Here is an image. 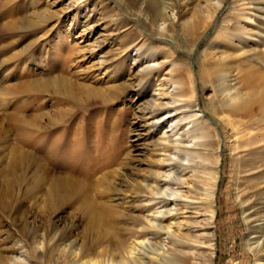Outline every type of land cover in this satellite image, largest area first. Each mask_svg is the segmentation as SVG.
<instances>
[{
    "label": "rangeland",
    "instance_id": "374dc122",
    "mask_svg": "<svg viewBox=\"0 0 264 264\" xmlns=\"http://www.w3.org/2000/svg\"><path fill=\"white\" fill-rule=\"evenodd\" d=\"M137 1L0 0V264H73L67 252L32 250L31 239L48 231L84 253L137 235L154 242L144 219L148 208L139 197L148 194L140 189L150 175L157 138L138 117L148 99L141 91L152 85L139 89L144 61L140 56L133 64V57L138 48L143 53L167 43L200 73L204 49L232 0L191 55L181 37L176 42L151 32L143 11L132 7ZM260 30L254 38L259 54L264 26ZM253 63L262 84L263 64L257 57ZM202 86L198 80L199 103L207 106L212 90ZM108 98L113 102L105 103ZM121 112L122 120H114ZM224 170L217 194L216 263L252 264L243 255L245 225L232 196L230 168ZM62 178L69 184L57 187ZM226 188L228 196L222 194Z\"/></svg>",
    "mask_w": 264,
    "mask_h": 264
},
{
    "label": "bare ground",
    "instance_id": "6f19581e",
    "mask_svg": "<svg viewBox=\"0 0 264 264\" xmlns=\"http://www.w3.org/2000/svg\"><path fill=\"white\" fill-rule=\"evenodd\" d=\"M226 1L138 0L132 7L143 11L142 20L151 32L176 42L181 37L191 55ZM192 4V13L184 18ZM262 19L264 0H232L204 49L206 61L200 73L191 59L182 61L167 43L165 49L150 45L146 52L135 51L133 64L140 56L144 61L138 70L139 89L152 85L150 91H141L148 99L138 117L157 138L151 149V172L145 177V189H140L148 194L139 197L146 202L144 219L155 234L154 242L137 235L126 242L117 240L101 252L84 253L82 247L67 244L60 234L48 231L31 239L35 253L44 255L51 247L74 256L73 264H217L221 247L216 218L221 197L217 194L228 167L232 196L240 205L245 225L243 255L252 264H264V82L253 63L257 57L264 67V40L260 54L254 40L264 26ZM11 27L6 26V31ZM198 80L203 89L212 90L207 106L199 103ZM109 98L105 103L113 102ZM121 116L122 112L116 114L114 120ZM68 184L62 178L57 187ZM227 192L228 188L222 194Z\"/></svg>",
    "mask_w": 264,
    "mask_h": 264
}]
</instances>
